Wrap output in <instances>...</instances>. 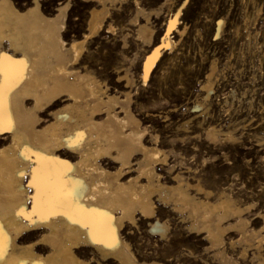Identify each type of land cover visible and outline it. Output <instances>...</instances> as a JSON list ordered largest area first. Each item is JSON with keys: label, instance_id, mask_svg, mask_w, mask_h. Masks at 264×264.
<instances>
[{"label": "bare ground", "instance_id": "1", "mask_svg": "<svg viewBox=\"0 0 264 264\" xmlns=\"http://www.w3.org/2000/svg\"><path fill=\"white\" fill-rule=\"evenodd\" d=\"M52 1L49 9L45 0H0V264H264V207L214 194L189 164L174 168L133 110L127 71L116 75L125 81L119 95L83 64L89 42L113 30L112 9L127 0H80L84 30L70 36L74 0ZM132 1L135 35L153 46L151 13ZM180 11L146 54L142 84L161 47L172 45ZM204 130L212 142L234 136L214 124ZM174 216L196 243L177 237ZM141 227L151 244L130 242Z\"/></svg>", "mask_w": 264, "mask_h": 264}, {"label": "rangeland", "instance_id": "2", "mask_svg": "<svg viewBox=\"0 0 264 264\" xmlns=\"http://www.w3.org/2000/svg\"><path fill=\"white\" fill-rule=\"evenodd\" d=\"M139 1L151 13L148 25L154 30L153 46L135 35L136 25L130 21L136 11L134 2L122 1L108 19L113 30L102 31L89 42L83 64L91 66L108 86V92L119 95L125 89V81H117L116 75L127 71L133 79V110L141 123L163 141L174 168L185 171L189 164L195 174L201 175L202 185L214 194L223 192L240 203L264 207V0ZM44 5L52 9L56 3L45 0ZM71 6L68 36L84 30L88 15L87 6L80 0H74ZM179 8L178 21L168 31L173 43L161 47V56L146 84H142L144 60L159 45L169 19ZM138 20L144 22L141 16ZM207 76L212 91L204 99L206 88L201 87ZM212 124L219 126L222 133L230 131L234 136L219 134V140L208 141L204 129ZM160 171L163 176H170L167 169ZM176 218L173 217V229L179 232L177 237L196 243L193 234L177 226ZM143 230L141 227L130 238L132 244L153 242Z\"/></svg>", "mask_w": 264, "mask_h": 264}, {"label": "snow or ice", "instance_id": "3", "mask_svg": "<svg viewBox=\"0 0 264 264\" xmlns=\"http://www.w3.org/2000/svg\"><path fill=\"white\" fill-rule=\"evenodd\" d=\"M3 69H2V66H0V71H2Z\"/></svg>", "mask_w": 264, "mask_h": 264}]
</instances>
